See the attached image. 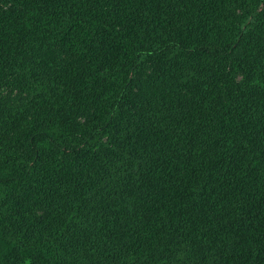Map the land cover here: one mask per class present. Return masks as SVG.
<instances>
[{
    "label": "trees",
    "instance_id": "obj_1",
    "mask_svg": "<svg viewBox=\"0 0 264 264\" xmlns=\"http://www.w3.org/2000/svg\"><path fill=\"white\" fill-rule=\"evenodd\" d=\"M0 264H264V0H0Z\"/></svg>",
    "mask_w": 264,
    "mask_h": 264
}]
</instances>
